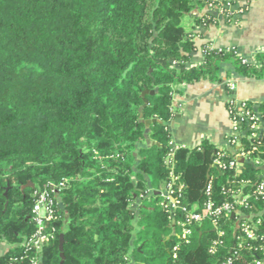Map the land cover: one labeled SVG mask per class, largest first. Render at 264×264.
Listing matches in <instances>:
<instances>
[{
  "label": "trees",
  "instance_id": "obj_1",
  "mask_svg": "<svg viewBox=\"0 0 264 264\" xmlns=\"http://www.w3.org/2000/svg\"><path fill=\"white\" fill-rule=\"evenodd\" d=\"M202 2L0 0V246L6 247L0 264L31 263L34 253L24 254L21 244L34 232L39 189L64 206L57 200L55 238L41 264H60L61 234L63 264H216L226 257L224 245L236 255L233 264L262 257L264 241L237 247L232 220L222 237L209 220L194 223L186 242L178 224L184 213L160 188L173 183L182 206L203 211L214 174L213 199L225 200L226 175L210 168L217 146L171 145L169 123L179 116L173 96L202 80L221 83L223 64L240 77L264 80V52L248 62L235 47L207 43L202 63L191 64L197 47L183 21ZM256 104L264 120V101ZM141 115L156 120L147 148H139ZM263 141L241 137L262 159ZM257 170L247 163L243 175ZM214 240L220 244L213 255Z\"/></svg>",
  "mask_w": 264,
  "mask_h": 264
},
{
  "label": "built area",
  "instance_id": "obj_2",
  "mask_svg": "<svg viewBox=\"0 0 264 264\" xmlns=\"http://www.w3.org/2000/svg\"><path fill=\"white\" fill-rule=\"evenodd\" d=\"M221 8V12L227 17L231 16L227 5ZM235 87L234 81L227 82L229 92L227 111L232 122V133L225 138L226 146H217L218 150L210 163V168L220 175H226L227 187L221 188V194L225 200L219 202L213 199L215 194L214 174H209L204 188L206 200L202 205L203 211H199L198 205L189 209L182 206L180 201L173 196V183L165 185L166 188L162 191V196L165 201L169 200L171 207H180L184 213V219L178 224L181 227V238L186 242L192 233L190 226L194 223L209 220L213 230L222 237L225 233L224 225L232 220L234 221L233 236L236 239L237 247L241 248L244 241H249L245 246L252 249L253 246L249 245L251 241H264V225L262 226L264 206L261 205V203L264 204V159L254 154V147L247 149L242 145L241 137L264 140V120L260 117L256 103L239 101L233 97ZM234 146L236 147L235 151H233ZM228 151H232L233 156L225 160ZM247 163L253 164L258 169L252 177L243 175ZM50 187L53 189V185ZM35 195L36 201L32 209L34 232L22 242L21 248L24 254L34 253L30 264H41L44 246L55 238L54 222L58 220L57 199L47 189H39ZM245 210H248L249 213H245ZM219 244L218 240L213 241L209 249L211 254L216 253ZM224 248L227 250L226 257L216 264H233L236 259L235 253L232 252V248H227L225 245ZM260 250L262 257L254 259L249 264H264V244Z\"/></svg>",
  "mask_w": 264,
  "mask_h": 264
},
{
  "label": "crops",
  "instance_id": "obj_3",
  "mask_svg": "<svg viewBox=\"0 0 264 264\" xmlns=\"http://www.w3.org/2000/svg\"><path fill=\"white\" fill-rule=\"evenodd\" d=\"M203 1L183 21L186 30L194 34L197 47L191 53L192 65L202 63V45L207 43L216 48L235 47L248 62H252L258 52H264V0ZM214 1L215 4L210 3ZM226 5L230 17L221 12V7ZM200 18L201 22L195 21ZM220 74L221 83L202 80L174 94L172 108L179 113L169 123L174 148L191 149L203 141L226 146L225 138L232 133L227 111L229 80L235 82L233 97L236 100L264 101V80L240 77L231 64H223Z\"/></svg>",
  "mask_w": 264,
  "mask_h": 264
},
{
  "label": "water",
  "instance_id": "obj_4",
  "mask_svg": "<svg viewBox=\"0 0 264 264\" xmlns=\"http://www.w3.org/2000/svg\"><path fill=\"white\" fill-rule=\"evenodd\" d=\"M157 91H158V90L151 91L150 94H154V93L157 92ZM147 93H149V92H148V91H145V92L142 94L143 98H144L145 94H147ZM147 104H148V101H147L146 98H144V105H143V107H141L140 112H142L143 108H144ZM155 121H156V120L143 119V118H142V115L140 116L139 123H142V124H144V126H145V130H144V133H143V136H144L145 141H144V143H141V144L139 145V148H147V147H150V146L153 144V142H152V141L150 140V138H149V133H150V125H151L153 122H155ZM135 157H136V159H137L138 161H140L141 156H140V154H139V152H138V149H137L136 152H135ZM30 185H32V184L30 183ZM22 188H25V186H23ZM57 200H58V203H59V207H60V209L63 210V209H64V206H63L62 199H61L60 197H58ZM137 202L139 203L140 201L137 200ZM135 212H136V216H135V218L137 219L138 214H139V211H138L137 209H135ZM63 245H64V236H63V234H61V235H60V238H59V250H60V258H61L60 264H63V263H64V260H65L64 247H63Z\"/></svg>",
  "mask_w": 264,
  "mask_h": 264
},
{
  "label": "rangeland",
  "instance_id": "obj_5",
  "mask_svg": "<svg viewBox=\"0 0 264 264\" xmlns=\"http://www.w3.org/2000/svg\"><path fill=\"white\" fill-rule=\"evenodd\" d=\"M163 185H164V187H162V184H161V187H160L161 190H165V188H166V187H165L166 184L163 183ZM0 247H1V250H2V251H5V250H6V247H5L4 245H1Z\"/></svg>",
  "mask_w": 264,
  "mask_h": 264
}]
</instances>
